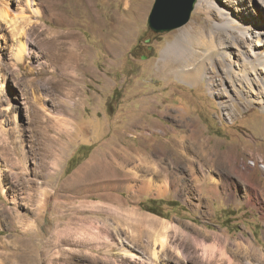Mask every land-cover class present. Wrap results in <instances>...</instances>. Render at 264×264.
I'll return each instance as SVG.
<instances>
[{
	"label": "rangeland",
	"instance_id": "374dc122",
	"mask_svg": "<svg viewBox=\"0 0 264 264\" xmlns=\"http://www.w3.org/2000/svg\"><path fill=\"white\" fill-rule=\"evenodd\" d=\"M105 1L0 0V264H264L244 254L249 245L264 253L258 5L241 0L251 38L223 48L197 2L185 25L157 33L148 23L156 0ZM72 30L84 45L78 66L59 37ZM186 60L201 64L195 80L175 71ZM58 119L72 124L62 140ZM60 142L58 165L47 166ZM113 148L141 151L167 180L136 191L131 164L70 181Z\"/></svg>",
	"mask_w": 264,
	"mask_h": 264
},
{
	"label": "bare ground",
	"instance_id": "6f19581e",
	"mask_svg": "<svg viewBox=\"0 0 264 264\" xmlns=\"http://www.w3.org/2000/svg\"><path fill=\"white\" fill-rule=\"evenodd\" d=\"M85 1L89 4L90 7H92L93 2L96 0H85ZM249 1L251 3L254 2L255 4L258 5L260 12H258L257 15L261 19L260 21H262V22H260L261 26L264 27V24H263V21H264V0H249ZM108 2L109 1L107 0L104 3L108 4ZM231 2H232L233 7H235L242 14V16H240L238 14L241 17L240 22L234 18V15H233L234 12L233 13L230 12L229 6L231 4L229 5V2H227V0H221L220 2L213 1V0H198L197 5H196L197 13L201 14V15H205V18H206V24H201V25L206 29H213L212 34L214 35L215 40L218 39L219 45H221V46L223 45V48H225V47L227 48V45L229 46V44L225 45L226 42L229 41V39H231L233 42L239 41V43H240L241 41H245V40H248L249 38H251V36L248 34V32L250 30L249 25L251 26V24H253L252 22H254V21H252V17L250 15V12H248L246 8L243 10V6L241 7V5H240L241 0H231ZM33 3H35V0H27V4L29 5V7H32L31 5ZM126 4L127 5L130 4V0H127ZM60 11L61 12L59 13L60 14L59 18L62 22L70 19L68 14L63 12V10H60ZM6 13L7 12H6L5 8L0 9V14L2 16H5ZM213 16H214V18L221 19L222 20L221 23H215L214 20L212 19ZM59 33H60L59 37H65V38H68L71 40L72 47L68 48V50H69L68 57L71 58L73 66H78L79 60H80L79 49L84 48V45L81 44V39L79 37V34L73 30L68 31V32L59 31ZM204 41H205V39H204ZM25 43L26 42L20 43V47H19V51H18L19 57H21L23 55V53H25V51H26ZM256 44L260 45V43H256ZM209 47H211V46H209ZM261 52H262V50H261ZM224 53H225V51L223 52V54ZM259 53H260L259 51H256L253 55L255 60L251 61V68L255 71H258L259 68H261V64H264V53H261L263 55H260ZM185 62L187 63V65H183ZM191 62H192V60H186L184 62H181V64L179 63L180 69H177V68H176V70L174 69L176 71V73H178V75L181 76V78H183L185 80H189V81L195 80L198 77V75L202 69L201 64H198V62H197V66H196V63H195V66H192ZM77 94L78 93L76 91H74V93L72 94V97L74 95H77ZM58 120H60V125L63 126L61 130H63V129L66 130V133L60 135L61 136L60 139L61 138L63 139L64 136H68L69 133L72 131L71 130L72 124H71V122L67 121L66 119H58ZM184 141H185L184 137H181L180 142L183 143ZM59 145L61 147L56 149L55 145L52 144V148L49 151L51 161L47 162V164H46L47 166H49L50 163L53 164L54 166L58 165L59 152L61 151V148H62V142H60ZM113 147H114V145H113ZM107 151L108 152L103 151L104 152V153H102L103 155L99 152L100 155L98 153V155H94L92 158H90V160L87 161L85 163V165H83L78 171H76V173L71 177L70 181L74 182L76 186L85 185V181H83L84 174H85L84 172H87L88 170H91L92 168H95L98 165H99V167H98L99 169H101L100 166L101 167L102 166L103 167H105V166L111 167L112 166V168H114V169L119 168L118 170H120L122 168H125V166L132 164L134 166V168L136 169V171L130 172L129 175H131V173H133V174L127 178H129L128 180L132 179L133 181H136V183L138 185V187H136L137 188L136 191H138L139 189L140 190L146 189V191H148V190H151L152 188H154L153 187L154 181H155L154 178H160L164 182L168 178V175L165 174L166 169L165 170L162 169L161 166L156 161L150 160V158L148 156L144 155V153L142 154L141 151L129 152V151H126L125 149H121V148H113V149H110ZM104 169H102V170H104ZM106 170H107V167H106ZM111 170H113V169H111ZM125 171L126 170L124 169V172ZM139 173H142V174L140 175ZM122 175H124V174H122ZM149 175H151V176H149ZM123 177H120L121 178L120 182L122 181V179H124ZM117 178H119V177H116V179ZM118 183H119V181H118ZM118 183H116V184H118ZM122 184H123V182H122ZM124 185H125V182H124ZM132 186L135 187L136 185H132ZM164 186H165V183H164ZM130 188H132V187H130ZM156 188L158 190V193L159 192L161 193V191L163 192V190L166 189L163 187V185H160ZM132 191H133V188H132ZM132 191H131V193H132ZM168 224L169 223L164 222L163 227L166 229L169 226ZM98 228H100V227H98ZM160 239H161V237H160ZM123 244L125 247L128 248L127 251L130 253L129 255L131 257L138 255L129 249V248L135 249L136 248L135 246L129 244L128 242H125V243L123 242ZM245 250H246V253H244V254H249L251 256H258L264 262V253L261 252L262 250L258 251L257 249H254V247L252 245H249V247H247ZM154 256H156V252H154ZM248 264H255V263L248 261Z\"/></svg>",
	"mask_w": 264,
	"mask_h": 264
},
{
	"label": "water",
	"instance_id": "95a60500",
	"mask_svg": "<svg viewBox=\"0 0 264 264\" xmlns=\"http://www.w3.org/2000/svg\"><path fill=\"white\" fill-rule=\"evenodd\" d=\"M197 0H156L148 18L157 33L168 32L185 25Z\"/></svg>",
	"mask_w": 264,
	"mask_h": 264
}]
</instances>
